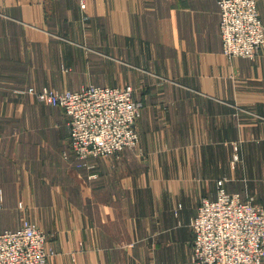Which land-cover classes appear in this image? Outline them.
<instances>
[{
	"label": "crops",
	"instance_id": "crops-1",
	"mask_svg": "<svg viewBox=\"0 0 264 264\" xmlns=\"http://www.w3.org/2000/svg\"><path fill=\"white\" fill-rule=\"evenodd\" d=\"M219 23L217 0H0V233L35 223L48 264H193L218 181L264 205V49L228 61ZM90 85L144 108L135 148L82 165L62 110L15 91Z\"/></svg>",
	"mask_w": 264,
	"mask_h": 264
},
{
	"label": "built area",
	"instance_id": "built-area-1",
	"mask_svg": "<svg viewBox=\"0 0 264 264\" xmlns=\"http://www.w3.org/2000/svg\"><path fill=\"white\" fill-rule=\"evenodd\" d=\"M222 55L254 59L264 49V24L257 0H217ZM39 102L68 117L69 147L82 165L89 159L117 156L139 141L136 122L144 104L131 86L90 85L78 91L29 89ZM237 160V157H236ZM217 183L214 200L203 199L190 222L193 264H264V205L229 193ZM2 203L0 200V208ZM49 235L29 220L0 233V264H48L54 252Z\"/></svg>",
	"mask_w": 264,
	"mask_h": 264
},
{
	"label": "rangeland",
	"instance_id": "rangeland-1",
	"mask_svg": "<svg viewBox=\"0 0 264 264\" xmlns=\"http://www.w3.org/2000/svg\"><path fill=\"white\" fill-rule=\"evenodd\" d=\"M127 86V85H126ZM128 86H130V85H128ZM132 87V86H131ZM44 88H47V89H53V88H50V87H44ZM133 88V87H132ZM29 89H34L35 90V87H29L28 89H25V90H16L15 91V93H17V94H19V93H21V92H25V91H27V90H29ZM43 89V88H42ZM134 89L135 88H133V91H134ZM41 90V89H40ZM56 90V89H55ZM59 91V90H58ZM68 91H70V90H68ZM29 95H31V96H33L34 98H35V96L34 95H32V94H29ZM134 97L137 99V96H135V94H134ZM36 99V98H35ZM47 106V105H46ZM63 112V111H62ZM64 113V112H63ZM65 114V113H64ZM68 118V117H67ZM137 123V122H136ZM68 124V123H67ZM69 134H70V132H69ZM138 135H139V133H138ZM139 139H140V137H139ZM139 142V141H138ZM137 145H138V143H137ZM135 148V147H134ZM133 149V148H132ZM126 150H129V149H125V150H123L122 152H124V151H126ZM121 152V153H122ZM121 153H119V154H121ZM118 154V155H119ZM112 157V156H111ZM203 200V199H202Z\"/></svg>",
	"mask_w": 264,
	"mask_h": 264
}]
</instances>
